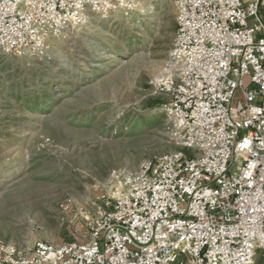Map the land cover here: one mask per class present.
<instances>
[{
	"label": "built area",
	"instance_id": "2783aa9c",
	"mask_svg": "<svg viewBox=\"0 0 264 264\" xmlns=\"http://www.w3.org/2000/svg\"><path fill=\"white\" fill-rule=\"evenodd\" d=\"M137 0H0V47ZM179 150L114 171L85 242L0 246V264H255L264 257V0H179L160 80ZM237 163L234 171L231 170Z\"/></svg>",
	"mask_w": 264,
	"mask_h": 264
},
{
	"label": "rangeland",
	"instance_id": "374dc122",
	"mask_svg": "<svg viewBox=\"0 0 264 264\" xmlns=\"http://www.w3.org/2000/svg\"><path fill=\"white\" fill-rule=\"evenodd\" d=\"M178 1L91 14L20 55L0 47V246L87 241L114 171L181 148L159 85Z\"/></svg>",
	"mask_w": 264,
	"mask_h": 264
},
{
	"label": "trees",
	"instance_id": "16d2710c",
	"mask_svg": "<svg viewBox=\"0 0 264 264\" xmlns=\"http://www.w3.org/2000/svg\"><path fill=\"white\" fill-rule=\"evenodd\" d=\"M261 261H264V259L262 258Z\"/></svg>",
	"mask_w": 264,
	"mask_h": 264
}]
</instances>
